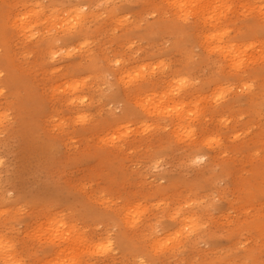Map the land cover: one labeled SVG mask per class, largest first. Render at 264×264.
Here are the masks:
<instances>
[{
  "label": "bare ground",
  "instance_id": "obj_1",
  "mask_svg": "<svg viewBox=\"0 0 264 264\" xmlns=\"http://www.w3.org/2000/svg\"><path fill=\"white\" fill-rule=\"evenodd\" d=\"M222 1L7 0V6H0V44L6 47L0 55V149L14 137L11 134L27 131L25 137L36 148V168L50 170L54 160L71 158L69 143L79 133L92 139L97 156L119 160L150 135L167 131L177 143H187L180 152L185 166L204 162L194 178L207 172V181H182L184 190L206 186L207 191L191 203L185 200L173 225L149 226V235L139 214L121 210L110 219L111 211L102 219L108 226L105 236L90 246L74 219L52 209L50 223L39 236L49 246L43 255L49 259L42 264H51L52 256V264L114 261L112 239L120 256L133 264H146V251L156 253L159 262L173 264L186 249L191 254L198 250L202 264H236L227 254L210 258L209 250L199 248L215 236L200 221L216 208L209 192L225 195L219 182L234 168L233 162L228 166L218 161L221 141L212 143V153L201 147L210 127L232 122L235 110L248 113L252 131L224 152L230 158L237 153L250 157L248 149L263 142L264 0H246L241 13L222 6ZM231 28L238 35H231ZM196 46L204 49L202 54H195ZM250 49L256 51L250 54ZM2 156L0 151V164ZM139 156L149 171L142 172L140 165L133 170L137 177L159 166L156 157ZM259 162L253 164L256 180L235 178L241 196L264 194V159ZM129 166H116L111 173L125 180L131 175L125 173ZM170 180L176 194L180 181ZM9 190L0 175V264H25L12 236L11 207L16 200ZM252 219L251 229L264 231V215ZM112 227L117 228L114 238ZM234 235L233 229L227 233L231 245L237 243ZM244 251L249 255L250 248Z\"/></svg>",
  "mask_w": 264,
  "mask_h": 264
},
{
  "label": "rangeland",
  "instance_id": "obj_2",
  "mask_svg": "<svg viewBox=\"0 0 264 264\" xmlns=\"http://www.w3.org/2000/svg\"><path fill=\"white\" fill-rule=\"evenodd\" d=\"M220 4L230 6V9L235 8L234 10H238L239 13L247 8L246 0H224ZM0 6L1 10L7 6V0H0ZM240 17L245 18L246 16L241 15ZM230 30L231 35H238L235 29ZM5 49L6 47L0 44V55ZM202 51H204L202 47H194L195 54H202ZM255 51L256 49L249 50L250 54ZM210 56L213 55L210 54ZM234 91L238 92L239 87H234ZM46 104L44 105L45 111L49 109ZM10 114L12 117L11 110ZM229 119H232V122L227 125L219 126L218 122L214 123L215 127H210L212 134H208L210 132L208 130L205 137L207 142L201 147L205 152L212 153L210 148L212 143L217 140L221 141L220 147L223 152L219 154L218 161L228 166L233 162L234 168L229 170L227 175L221 176L219 184L225 188V195H219L215 190L209 192L212 197V206L214 204L216 208L209 209L208 214H202L200 221L204 229H213L215 236L207 243H200L199 248L209 250L206 255L210 258L227 254L230 260L236 261V264H264V231L257 232L251 229L250 225L255 220L252 219L253 217L264 215V194L247 198L241 196L235 186V178L238 175L247 177L250 181L256 180L253 175L254 165L260 164V158L264 159V139L262 143L248 149L252 154L250 157L237 153L230 158L231 154L224 152L225 148L238 143L242 138L245 140L252 128L249 123L250 117L244 110L231 112ZM195 131L196 134H200L197 128ZM27 134V131L11 134L14 137L10 138L0 149L3 155L0 164L1 181L4 186L9 187L8 195L16 200L11 207L14 217L12 236L25 264H42L49 259L43 256L47 255L49 246L43 236L40 239L39 236L44 232L45 224L50 223L48 215L52 209L60 211L64 217L74 219L79 231L87 238L86 242L93 246L105 236L108 226L102 219H108V213L111 211L113 212L110 214V219L114 214L118 215L121 210L139 214L137 219L143 220L142 224L147 227L145 233L149 235L151 232L149 226L161 228L173 225L174 219L172 218L175 212L185 204V200L191 203L196 195L207 191L206 186H199L190 191L184 190L182 181L191 185L207 181V172L201 179L194 178L197 171H201L204 162L185 166L181 162L180 152L187 143H177L167 131L150 135L149 140L143 142L141 147L129 148L128 157L119 160L97 156L92 139L87 134L79 133L78 137L69 143V152L71 150L74 152L70 155L71 158L54 160L50 170L36 168V148L25 137ZM159 138H163V142H159ZM63 149L61 147L60 150L63 152ZM142 154L156 157L159 164L148 174H142L145 179L142 175L137 177L133 173V170L140 165L144 166L142 172L149 171L146 169L147 163L143 162V157L139 156ZM136 161L141 163L135 165ZM122 164L125 166L130 164L125 173H131V175L125 180L111 173L114 167ZM182 169L184 171L180 175L179 171ZM234 170L238 173H234ZM170 179L180 181L181 189L176 194L174 188H170L172 182ZM152 182H154L153 185H151ZM158 187L164 189L158 190ZM182 194L187 198L181 199ZM17 196L21 198H16ZM193 206L198 207L196 203ZM209 214L212 215L208 217ZM44 215L47 219H43ZM231 229L234 230L236 245H231L227 237ZM116 232L117 228L112 227L110 234L113 238ZM212 242L218 244L221 249L214 246ZM110 243L111 246L116 247V259L110 262L105 259L93 260L92 264H133L125 255L121 257L117 252L116 241L112 239ZM213 248L216 249L213 250ZM247 248H250L249 255L244 253V249ZM146 255V264H167V261L166 263L159 262L154 252L147 253L146 251ZM199 255L198 250L191 254L186 249L174 259L173 264H202L203 259ZM53 259L54 256L51 258V264Z\"/></svg>",
  "mask_w": 264,
  "mask_h": 264
}]
</instances>
